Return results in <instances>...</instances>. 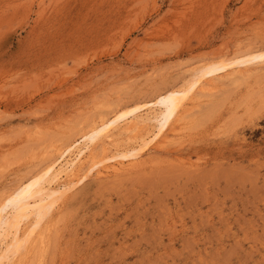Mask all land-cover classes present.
Segmentation results:
<instances>
[{
  "label": "rangeland",
  "instance_id": "374dc122",
  "mask_svg": "<svg viewBox=\"0 0 264 264\" xmlns=\"http://www.w3.org/2000/svg\"><path fill=\"white\" fill-rule=\"evenodd\" d=\"M262 54L264 0H0V211L101 120L226 65L167 143L99 138L119 171L84 160L1 264H264V58L240 62Z\"/></svg>",
  "mask_w": 264,
  "mask_h": 264
},
{
  "label": "bare ground",
  "instance_id": "6f19581e",
  "mask_svg": "<svg viewBox=\"0 0 264 264\" xmlns=\"http://www.w3.org/2000/svg\"><path fill=\"white\" fill-rule=\"evenodd\" d=\"M258 57L264 58V54L257 57L253 56V58L244 57L240 61L242 64H240L246 65ZM238 63L232 64L239 65ZM225 67L226 65L223 63L213 65L199 72L195 79H192L183 88L168 91L159 95L154 102L135 106L131 110L129 109L130 111L121 112L109 120H101L81 136L80 142H73L74 144L59 150L60 153L54 162L48 163L40 174L17 189L2 205L0 213H3L7 204L14 202L11 204L13 206L10 213L0 214V246L4 242L3 246L5 247V250L0 248V264L3 260L10 262L19 253L22 245L26 243L27 236L39 227L38 225L50 210L54 209V206L66 196L72 187L83 182L86 175L81 176L80 173L84 160L88 159L89 164L86 174H90L96 169L97 174L100 175L119 171L115 166H105L99 169L108 161L97 159V153H94L99 138L109 140L113 131L119 132L122 124L124 127L127 126L124 133H130L134 145H139V148L133 147L119 157H115L121 160L135 158L143 148L145 149L151 144L167 143L171 134H176L178 130L176 128L179 127L178 123L182 114L189 111L187 108L195 107L200 102V98L210 91L212 92L215 88L214 75ZM139 112H144L145 117L136 115ZM129 115H131L130 118H128ZM149 129L154 131H149ZM27 219H31L32 222L29 224V231L25 235L20 233V226Z\"/></svg>",
  "mask_w": 264,
  "mask_h": 264
}]
</instances>
